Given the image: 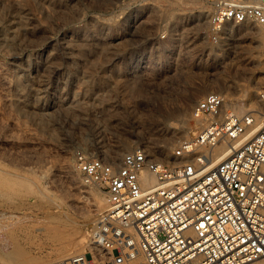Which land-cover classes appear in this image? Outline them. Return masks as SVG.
<instances>
[{
  "label": "rangeland",
  "instance_id": "1",
  "mask_svg": "<svg viewBox=\"0 0 264 264\" xmlns=\"http://www.w3.org/2000/svg\"><path fill=\"white\" fill-rule=\"evenodd\" d=\"M58 1L63 4L48 11L39 0H0V73L11 79L18 69L35 106L24 112L8 104L3 89L8 85L1 84L0 246H7L6 234L13 232L20 246L40 258L59 242L51 238L57 229L50 226L56 223L45 218L39 207L44 199L36 194L45 192L59 202V210L83 222L93 196L107 195L85 180L82 161L119 166L142 146L154 160L166 161L204 125L193 109L207 95H221L232 113L231 103L252 99L242 115L256 112L264 96L259 43L264 28L252 23L214 27L216 0ZM14 15L32 29L14 32L8 26ZM92 20L114 22L111 31L119 36L112 40L108 32L105 48L86 54L79 64L61 47L62 30L72 21L90 27ZM44 54L53 56L52 65L41 62ZM17 175L31 188L11 187ZM70 199H79L78 208L69 206ZM107 207L106 198L103 211Z\"/></svg>",
  "mask_w": 264,
  "mask_h": 264
},
{
  "label": "built area",
  "instance_id": "2",
  "mask_svg": "<svg viewBox=\"0 0 264 264\" xmlns=\"http://www.w3.org/2000/svg\"><path fill=\"white\" fill-rule=\"evenodd\" d=\"M246 21L264 25V0H216L214 27ZM223 98L197 102L204 127L158 161L137 148L115 166L82 161L87 182L109 196L93 248L56 264H128L143 252L149 264H264V124L253 136V113L236 116ZM227 157L211 163L217 149ZM219 151V150H218ZM151 170L157 182L142 185Z\"/></svg>",
  "mask_w": 264,
  "mask_h": 264
},
{
  "label": "bare ground",
  "instance_id": "3",
  "mask_svg": "<svg viewBox=\"0 0 264 264\" xmlns=\"http://www.w3.org/2000/svg\"><path fill=\"white\" fill-rule=\"evenodd\" d=\"M39 2L42 8L48 11H51V10L54 11L55 6L60 7V5L63 4L62 2L58 0H39ZM245 23L256 24L255 22H252V21H246ZM113 25H115L114 22H98V21L96 22L95 20H92L90 27L84 26L85 27L84 28V27H81V26L79 27L78 25H75L74 21H72L69 27H63L62 37L60 39L61 47L66 52L67 57H69L70 59L80 64L84 62L86 54H89L91 53V51H94L95 49H98V48L99 49L105 48L104 46L106 44L103 45V41L105 40L106 37H108L107 35L108 32H110L109 36L113 37L112 40H114L115 38H118L119 34H115L116 30L111 31L113 29ZM8 26L14 32H16V30L19 29L20 27H24L25 29H28V30L32 29V27L26 24L22 16H15V15L11 16L8 19ZM259 26H262L264 28V25H259ZM109 43L111 44L110 41ZM259 43L264 46V29H262L261 32L259 33ZM18 59L19 58L17 56H14V62L18 63L20 60ZM117 59H119V57L116 56L113 58V61H116ZM41 62L45 66H50L54 63V58L51 54H44L41 59ZM13 72H14V76L11 79L8 78L6 74L3 75V73H0V86H3L1 84L8 85V88L7 87L4 88L5 86H3V89L6 90L7 92L6 102L8 104L14 105L20 111L26 112L29 110H33L35 106L33 105V103L30 102V89L25 85L26 82L22 79L19 70L15 69L13 70ZM261 74H264V69L263 71H261ZM0 89H2V87H0ZM212 94H217V93H212ZM257 103H258V106H257L258 109H256V112L255 111L247 112V113H253L254 116L256 117V123L253 126L252 130L250 131V135L248 137L255 135L260 130L261 125L264 124V96L260 97ZM252 104H253L252 99H242L240 101H236L235 103H231V111H233L235 113L233 114L236 116H243L247 113L243 115L242 113L246 111L247 107H251ZM225 105L226 103L224 102L223 107H225ZM194 117L197 120V123H202V121H204V125H205L206 122L202 117H196L195 115ZM204 125L201 127V129L204 127ZM169 130H171L170 132L174 136V134L176 133L175 131L176 128L173 127V128H170ZM199 131L197 132V134L199 133ZM128 146L129 144L125 142L123 143L122 148L127 149ZM139 148L144 149L152 159L156 158L154 155L149 153L148 149H146L145 146H142ZM116 155H118V153L117 154L115 153V156ZM115 156H113V158H116ZM226 157H227V154H225V152H222V149L219 148L214 153L211 163L215 165ZM173 160H174V157L172 153V155L168 157L166 161H173ZM68 164L69 166L68 165L67 166L71 169V162L69 161ZM141 179H142V185L144 187L153 186L157 182V176L151 170L143 171L141 175ZM10 183H11L10 185L11 187L16 186V187H23L27 189L31 188V185L26 180L20 179L19 175H17L14 180H11ZM92 183L101 188V185H98L96 182L93 181ZM80 189L81 188L79 185L75 186V190L79 191ZM36 195L40 197L41 199H44L43 202L41 203L42 205L39 204V207L43 209L45 218L49 221H53L54 223H56V226L55 225L52 227L50 226V228L56 227L57 230L59 229L58 231L54 230L56 232L54 233L56 234L55 235L56 237L53 235V233H52L53 236L50 234L51 238L52 237L57 238L59 242V247H57L54 250V252L48 251V255L44 257H41V258L40 256L35 257V255L33 256L29 254L22 246L18 244L12 232V234L11 233L6 234L7 246L6 247L0 246V250H2V252H0V255L1 254L3 255V260H5L4 263L7 264L8 262L9 264H56L57 262L61 260H68L72 258L73 256L85 254L93 248V245H92L93 235L98 227L99 221L107 213V210L110 207L109 196L107 193L105 194L107 195L106 198L108 199L107 209L103 211V208L106 203L105 196L102 194L94 195L93 203H92V210L91 212L85 214L83 222H80V223L72 219L67 213L59 210V208L61 207L59 202L50 200L49 196L45 192H41ZM69 196L74 197L71 194ZM83 198L85 199V196H83ZM77 201H79V199ZM77 201L70 199L68 200L67 203L69 204V206L78 208ZM83 202H82V205H83ZM79 206L81 205L79 204ZM54 209L57 210L58 212H53ZM96 215H99L97 219H96ZM54 231L52 230V232ZM55 243H57V241ZM49 252L51 253L49 254ZM53 258H56L57 260H53ZM128 264H149V263H148V260L145 254L143 252H140L136 254L134 257H132L129 260Z\"/></svg>",
  "mask_w": 264,
  "mask_h": 264
}]
</instances>
